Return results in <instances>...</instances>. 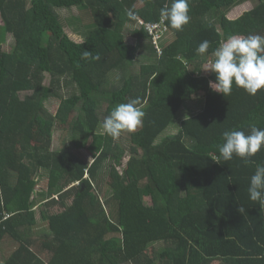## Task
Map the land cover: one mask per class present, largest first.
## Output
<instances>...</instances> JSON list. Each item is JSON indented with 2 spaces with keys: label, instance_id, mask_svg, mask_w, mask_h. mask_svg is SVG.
<instances>
[{
  "label": "trees",
  "instance_id": "trees-1",
  "mask_svg": "<svg viewBox=\"0 0 264 264\" xmlns=\"http://www.w3.org/2000/svg\"><path fill=\"white\" fill-rule=\"evenodd\" d=\"M248 1L189 0V23H163L157 47L146 25L160 23L171 0H0V247L12 246L3 264H264V211L247 191L264 148L247 164L219 154L223 132L264 129V89L252 96L233 85L225 97L204 72L229 36H264V0L228 17ZM74 7L87 21L81 42L60 13ZM136 52L149 59L140 68ZM51 98L60 100L55 114ZM137 98L145 115L129 151L99 128ZM57 125L73 132L71 146L52 148ZM91 138L92 161L78 150ZM44 172L48 187L38 191ZM42 204L47 231L38 237Z\"/></svg>",
  "mask_w": 264,
  "mask_h": 264
},
{
  "label": "clouds",
  "instance_id": "clouds-1",
  "mask_svg": "<svg viewBox=\"0 0 264 264\" xmlns=\"http://www.w3.org/2000/svg\"><path fill=\"white\" fill-rule=\"evenodd\" d=\"M129 16L135 18L132 12H129ZM159 21L162 24L167 22L176 31H183L190 21L189 0H171L170 6L165 4L160 9ZM209 47L210 42L204 40L196 52L204 56ZM90 55L91 53L85 50L82 58L87 59ZM212 56L214 59L206 70L215 73V81L209 82V87L214 92L228 97L235 85L255 96L264 89V36L231 35L215 49ZM140 104L139 98L117 104L102 121L103 131L113 140L119 139L122 133L135 132L142 125L145 115ZM222 139L223 143L219 147L220 157L225 161L232 160L234 156L239 157L247 164L250 157L264 148V129L253 126L248 134L242 130L225 131L222 133ZM247 191L250 200L258 202L264 211V165L256 166ZM239 211L242 213L244 208L240 207Z\"/></svg>",
  "mask_w": 264,
  "mask_h": 264
},
{
  "label": "rangeland",
  "instance_id": "rangeland-1",
  "mask_svg": "<svg viewBox=\"0 0 264 264\" xmlns=\"http://www.w3.org/2000/svg\"><path fill=\"white\" fill-rule=\"evenodd\" d=\"M256 3L255 0H249L248 2L244 3V5H242L241 7H236L234 8L232 11H230L228 13V17L231 19H234L240 12H242V10H249L251 9V6L254 5ZM142 3L138 4L141 5ZM61 15L64 17L65 19V25H66V30L68 32V34L76 41H83L85 39V36H87V21L86 18L84 20V16L82 14V11L78 8V7H74L72 9H61L60 10ZM1 21V19H0ZM0 40H2V38L0 37ZM127 42L129 44L134 45L136 43L135 39H133L131 37V35L128 36L127 38ZM15 44V39L12 36V34H8L7 38H6V42L4 44L5 48H8V50H12ZM141 53L142 52H136L135 53V67L136 68H140V66L144 63V62H148L149 59H142L141 57ZM210 68V64H207L204 67V72L206 74H210L212 71L210 70H206ZM52 76L47 73L46 74V78L44 81L45 85H50ZM74 90H72L71 87H66L65 89H63V93L65 96H69L70 94L73 93ZM24 94H26L25 92H22L21 95L23 96ZM202 100V99H201ZM203 104V101L199 102V99L197 100V102H194V104H191V108L192 111L195 112V109L197 107H200ZM45 105L47 107V109L52 113L55 114L60 106V100L56 99V98H51V99H47L45 102ZM79 108V106L77 107V109ZM80 112L79 109L77 111L74 112V117L79 116ZM183 115V114H182ZM183 118V117H182ZM56 130H54L53 133V142H52V148L54 150H59L61 148H63L64 144L67 143V145H70L73 143L72 140V134L73 132L69 129V131L63 130L61 128H59V126H56ZM102 132L103 129L100 126L99 128ZM178 130V126H173L170 129L167 130V133H175ZM129 133H122L121 137L119 139H117L116 141H118L122 146L126 147L129 151H130V142L128 141V135ZM80 139V138H79ZM78 139V140H79ZM75 141V140H74ZM95 147H98L95 143V141L93 140V138H91L88 142V144L83 147L82 149H78L79 152L82 154V156H84L85 159L92 161L93 160V156L91 155V151L87 150L88 147L93 149ZM130 157V153L128 152L126 154V156H124L122 164L118 165V169L120 172L124 171L125 166L129 160ZM48 183H49V178L48 175L44 172L43 175L41 177H39V185H38V191H43V190H47L48 187ZM109 186H107L106 184H104V188L108 189ZM106 193V192H105ZM104 193V195H105ZM104 195L101 193V196L105 199ZM147 200L150 201V198H147ZM40 205V204H39ZM37 205L35 207V212H36V217L38 219V225L35 228V232H40L38 237H42L45 233V231H47V225L46 222L43 221L42 218V209H43V205L41 206ZM108 211L110 210L109 207ZM41 234V235H40ZM39 239V238H38ZM157 245V244H156ZM155 245V247H157ZM2 246V245H1ZM35 249H37V247H35V245L33 246ZM12 249V246L9 247V245L4 244L2 246V248L0 247V264H3L5 259H6V255H7V251ZM38 251V249H37ZM7 252V253H6ZM44 259L46 260L47 258L45 256H43Z\"/></svg>",
  "mask_w": 264,
  "mask_h": 264
},
{
  "label": "built area",
  "instance_id": "built-area-1",
  "mask_svg": "<svg viewBox=\"0 0 264 264\" xmlns=\"http://www.w3.org/2000/svg\"><path fill=\"white\" fill-rule=\"evenodd\" d=\"M142 23H143V21H140V24H142ZM146 26L151 33H154L153 34L154 35V43H156L157 47H159L158 42H159L161 33H165L164 31L166 30V26H164L161 23H149Z\"/></svg>",
  "mask_w": 264,
  "mask_h": 264
},
{
  "label": "crops",
  "instance_id": "crops-1",
  "mask_svg": "<svg viewBox=\"0 0 264 264\" xmlns=\"http://www.w3.org/2000/svg\"><path fill=\"white\" fill-rule=\"evenodd\" d=\"M242 5H244V4H241V5H239V6H237V8L238 7H241ZM253 7V5L251 6V8ZM236 8V7H235ZM246 11V10H245ZM244 10H242V12H240L235 18H237V17H239L240 15H242L244 12H245Z\"/></svg>",
  "mask_w": 264,
  "mask_h": 264
}]
</instances>
